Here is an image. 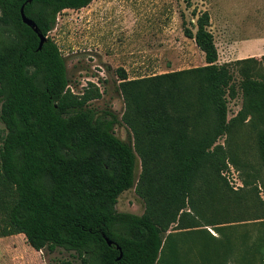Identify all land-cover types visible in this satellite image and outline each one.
Masks as SVG:
<instances>
[{
  "label": "trees",
  "instance_id": "16d2710c",
  "mask_svg": "<svg viewBox=\"0 0 264 264\" xmlns=\"http://www.w3.org/2000/svg\"><path fill=\"white\" fill-rule=\"evenodd\" d=\"M90 2L0 0V182L13 195L0 237L21 234L34 251L72 253L75 262L59 264H181L174 235L181 231V237H195L205 254H221L227 246L225 223L215 211L220 207L208 219L200 208L212 195L192 190L207 176L236 192L220 176L228 157L216 141L246 118L252 127L262 125L256 145L264 166V79L253 78L256 60L217 64L208 13L192 11L194 31L184 28L183 34L202 53L203 66L134 80L115 70L130 145L114 136L111 112L87 107L100 97L91 83L79 95L66 89L64 58L48 35L62 11ZM21 6L44 38L40 50L37 36L21 22ZM231 65L239 66L237 85ZM236 87L242 105L227 119L225 97L233 98ZM132 187L143 212H117L118 196ZM257 242L262 259L264 231Z\"/></svg>",
  "mask_w": 264,
  "mask_h": 264
},
{
  "label": "rangeland",
  "instance_id": "374dc122",
  "mask_svg": "<svg viewBox=\"0 0 264 264\" xmlns=\"http://www.w3.org/2000/svg\"><path fill=\"white\" fill-rule=\"evenodd\" d=\"M192 11L208 13V30L216 49L217 64L254 58L253 78L264 79V60L260 61L261 55L253 56L254 49L264 45V0H91L84 8L64 10L57 15L48 35L64 58L67 84L75 95L87 89V83L99 91L100 97L88 102L87 107L97 112L109 111L116 117L113 133L119 140L132 144L129 129L120 121L124 104L115 70L121 69L127 80H134L203 66L202 53L183 34L184 28L191 33L194 31ZM238 67L231 65L234 85L240 80L236 72ZM225 101L226 118L229 119L242 105L237 87L234 97H225ZM249 123L246 118L234 124L228 135L216 141L228 157L221 172L231 167L241 188L231 192L221 187L216 179L205 176L195 181L192 190L193 195H212L209 205L200 208L208 219L214 215V208L220 207L215 211L220 213L219 221L225 223L222 243L227 247L219 249L221 254L209 256L198 246L195 237L179 236L186 233L184 231L174 232L181 264H212L211 259L216 257L225 259H216L213 263L264 264V255L261 259V246L257 242L264 231L261 219L264 215V166L256 145V131L262 125L255 122L252 127ZM139 172V160L135 158L134 183ZM228 173L230 179V171ZM12 199L11 188L0 182V232L5 219L4 207ZM114 208L120 213L140 215L144 204L132 187L118 196ZM203 229L212 231L214 238L218 237L214 228ZM183 239L190 241L182 242ZM71 254L59 248L52 252L34 251L21 234L0 237V264L75 262Z\"/></svg>",
  "mask_w": 264,
  "mask_h": 264
},
{
  "label": "built area",
  "instance_id": "2783aa9c",
  "mask_svg": "<svg viewBox=\"0 0 264 264\" xmlns=\"http://www.w3.org/2000/svg\"><path fill=\"white\" fill-rule=\"evenodd\" d=\"M98 87V86H97ZM66 89H68L70 91V93H72V89L70 88V86L67 84L66 85ZM73 94V93H72ZM230 171V179L227 178V175H229ZM220 175L225 179L226 183L228 184V186L233 190L236 191L238 188H241V183L233 177V170L231 167H228L226 170H224L223 172H220ZM208 232L214 236V234L212 233V231L208 230Z\"/></svg>",
  "mask_w": 264,
  "mask_h": 264
},
{
  "label": "water",
  "instance_id": "95a60500",
  "mask_svg": "<svg viewBox=\"0 0 264 264\" xmlns=\"http://www.w3.org/2000/svg\"><path fill=\"white\" fill-rule=\"evenodd\" d=\"M19 16H20V19H21V22L26 25L27 27H29L33 33L37 36L38 38V46H37V49L36 50H40L41 48V45L43 44V41H44V38L38 33L37 29L34 27V24L29 20L27 19L24 14H23V7L21 6L20 9H19ZM107 245H110L109 242H106ZM120 257V254L118 256V258Z\"/></svg>",
  "mask_w": 264,
  "mask_h": 264
},
{
  "label": "crops",
  "instance_id": "0c3cea01",
  "mask_svg": "<svg viewBox=\"0 0 264 264\" xmlns=\"http://www.w3.org/2000/svg\"><path fill=\"white\" fill-rule=\"evenodd\" d=\"M254 55H264V45H259L258 48H255L253 51V56Z\"/></svg>",
  "mask_w": 264,
  "mask_h": 264
}]
</instances>
